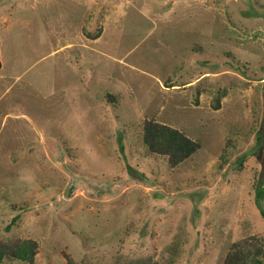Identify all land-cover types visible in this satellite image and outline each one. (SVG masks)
I'll use <instances>...</instances> for the list:
<instances>
[{
	"label": "rangeland",
	"instance_id": "rangeland-1",
	"mask_svg": "<svg viewBox=\"0 0 264 264\" xmlns=\"http://www.w3.org/2000/svg\"><path fill=\"white\" fill-rule=\"evenodd\" d=\"M0 59V230L36 264H219L264 238V0H0ZM145 118L201 151L171 168Z\"/></svg>",
	"mask_w": 264,
	"mask_h": 264
},
{
	"label": "trees",
	"instance_id": "trees-1",
	"mask_svg": "<svg viewBox=\"0 0 264 264\" xmlns=\"http://www.w3.org/2000/svg\"><path fill=\"white\" fill-rule=\"evenodd\" d=\"M91 38L96 39L102 33V28L96 32H87ZM201 49V46H196ZM2 61L0 59V69ZM201 92L200 89L197 91ZM111 94V93H110ZM109 94V97L113 98ZM215 109L221 108V96L213 100ZM198 102V101H197ZM142 140L147 153L151 156L163 155L167 158L169 166L175 168L186 161L196 157L203 145L198 139L192 138L184 130L170 124L157 121L153 118H145L142 125ZM120 148L124 151V146ZM257 154L264 157V134L257 135ZM226 163L227 160L225 159ZM255 202L264 218V171L254 183ZM15 216L6 231L10 232L19 220ZM39 251V243L33 238L3 236L0 230V264H36ZM69 264H93L86 261H78L68 257ZM115 264H160L152 258H137L129 260H118ZM219 264H264V238L249 234L232 241Z\"/></svg>",
	"mask_w": 264,
	"mask_h": 264
},
{
	"label": "crops",
	"instance_id": "crops-1",
	"mask_svg": "<svg viewBox=\"0 0 264 264\" xmlns=\"http://www.w3.org/2000/svg\"><path fill=\"white\" fill-rule=\"evenodd\" d=\"M99 37H100V36H99ZM99 37H98V38H99ZM98 38H97V39H98ZM94 40H95V39H94ZM70 44H72L71 47L74 45V43H70Z\"/></svg>",
	"mask_w": 264,
	"mask_h": 264
}]
</instances>
